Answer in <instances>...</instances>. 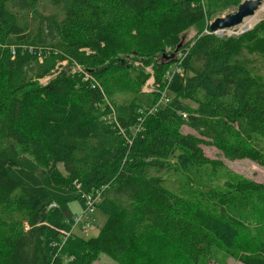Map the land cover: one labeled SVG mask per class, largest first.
<instances>
[{
    "label": "trees",
    "instance_id": "obj_1",
    "mask_svg": "<svg viewBox=\"0 0 264 264\" xmlns=\"http://www.w3.org/2000/svg\"><path fill=\"white\" fill-rule=\"evenodd\" d=\"M240 3L0 0V215L20 214L0 234V264H211L217 253L264 264V210L251 199L264 185L217 193L222 165L202 150L264 169V21L230 37L207 25ZM183 57L184 82L160 104ZM61 62L72 70L41 83ZM135 63L152 69L145 97ZM20 168L39 173L40 192L9 176ZM179 176L200 185L194 200L171 185ZM96 195L99 234L64 241L69 204Z\"/></svg>",
    "mask_w": 264,
    "mask_h": 264
},
{
    "label": "rangeland",
    "instance_id": "obj_2",
    "mask_svg": "<svg viewBox=\"0 0 264 264\" xmlns=\"http://www.w3.org/2000/svg\"><path fill=\"white\" fill-rule=\"evenodd\" d=\"M181 1V0H180ZM242 1V0H241ZM215 3V2H214ZM264 3V0L262 1V4ZM261 4V6H262ZM217 11L213 13V16L211 19L208 21V24L212 22L215 18H220L224 17L227 14L233 13L236 11L237 6H228L225 7L224 9H218L216 8ZM260 9V7H259ZM259 9L257 11H259ZM256 11V12H257ZM264 21V13L260 14V17L258 18L257 22H255L249 29L245 30H240L244 23H242L238 29L239 32L238 34H234L232 30H224L220 31L217 33L218 37H230V36H239L240 34L246 33L249 30H251L253 27L258 25V23H261ZM207 24V25H208ZM195 30L191 29L189 30L184 36V42L190 39L191 37L194 36ZM261 35H264L263 33ZM2 49V45H0V50ZM185 62H186V57H183L182 60L180 61L179 67L181 69V73H176L175 69L177 64L172 63L169 66L168 73L171 76L168 90L164 94L165 96L172 98L174 92L182 85L184 82V79L186 77V71H185ZM134 66L136 69L141 70L143 75L146 77L144 82L141 84L140 90L138 93L140 95H148L150 92L153 91L152 89V84L154 82L153 79V73L151 67L147 66H141L138 63H135ZM71 69L70 66L67 65L66 62H61L57 65L54 71L50 73V75L44 79H42L41 83H46L50 81L52 78H54L59 72L62 70H69ZM72 70V69H71ZM78 70V69H76ZM75 69L73 71H76ZM261 72V70H260ZM138 72L132 73L130 75V79L135 76ZM132 95H126V96H120L118 95L116 97V100L121 103H126L131 99ZM182 134H194V132L187 128L183 127L181 129ZM202 150L204 152V155L208 157L210 160L216 161L221 163L222 167L216 168V180L213 184V188L217 193H222L226 189V184L227 183H236V182H241V181H247L251 180L257 184L264 185V169L257 166L255 163L247 161V160H242V161H235V162H229L223 158V156L217 151L216 149L212 147H202ZM9 176L17 181H21L25 183L26 185L32 187L35 189L37 192L41 191V182L42 178L39 175L38 172H28L25 168H20V169H12L9 171ZM172 186L175 187V189L180 192L181 194L185 195L186 197L194 200L196 196L198 195L200 185L198 182L193 179L191 176L184 177V176H179L176 178V180L171 184ZM252 202L255 204H258V207L261 210H264V196L261 194L256 195L254 194L252 197ZM99 203V200L97 201V204ZM54 204H51L50 207H53ZM69 210L70 213L73 215V217H81L83 212H84V204L82 201H75L69 204ZM20 220V214L18 212H14L13 210H9L6 215L2 214L0 215V234L1 235H9L10 230L14 229L16 224ZM106 221V217L99 213L98 211H95L89 216L83 215L81 217V222H79L77 225H75L73 228H71L70 235L74 237H78L80 239H89V238H94L96 237L102 226L104 225ZM22 224H26L25 221H21ZM25 226V225H24ZM65 241V239H64ZM67 261V258H65V262ZM92 264H117L114 261H112L109 257L106 255L100 254L97 259L92 263ZM211 264H240L238 261L228 258L225 255L221 253H217V258L211 262Z\"/></svg>",
    "mask_w": 264,
    "mask_h": 264
},
{
    "label": "water",
    "instance_id": "obj_3",
    "mask_svg": "<svg viewBox=\"0 0 264 264\" xmlns=\"http://www.w3.org/2000/svg\"><path fill=\"white\" fill-rule=\"evenodd\" d=\"M263 0H242L237 6L235 12L225 15L224 17L215 18L208 24V30L217 35L218 32L224 30H232L234 34H238L239 27L245 19L253 16L261 6ZM247 29H243V32Z\"/></svg>",
    "mask_w": 264,
    "mask_h": 264
},
{
    "label": "built area",
    "instance_id": "obj_4",
    "mask_svg": "<svg viewBox=\"0 0 264 264\" xmlns=\"http://www.w3.org/2000/svg\"><path fill=\"white\" fill-rule=\"evenodd\" d=\"M175 72L176 73H181L182 72L180 67H179V65L176 66ZM167 79L170 82L171 76L169 74L167 75ZM160 95H161V98H160L159 103L160 104H165L168 101L167 97L165 96L164 92L160 93ZM183 118H185V116H183ZM83 198H84V212H83L82 216L83 215L89 216V214H91V213H93L95 211V204H97V201L99 200V195L87 196V197L85 196ZM81 217H75L74 218V220H73L74 222H73L72 228L75 225H77L79 222H81ZM70 232H71V229L69 230V232L63 233V239L66 240L70 236Z\"/></svg>",
    "mask_w": 264,
    "mask_h": 264
},
{
    "label": "bare ground",
    "instance_id": "obj_5",
    "mask_svg": "<svg viewBox=\"0 0 264 264\" xmlns=\"http://www.w3.org/2000/svg\"><path fill=\"white\" fill-rule=\"evenodd\" d=\"M264 13V3L262 4V6H260L259 11L255 12V14L247 19L244 20V25L242 27H240V30L243 29H249L255 22H257L258 18L260 17V14Z\"/></svg>",
    "mask_w": 264,
    "mask_h": 264
}]
</instances>
